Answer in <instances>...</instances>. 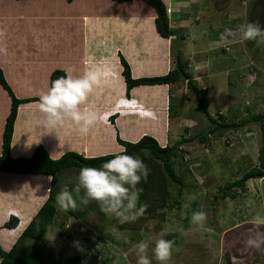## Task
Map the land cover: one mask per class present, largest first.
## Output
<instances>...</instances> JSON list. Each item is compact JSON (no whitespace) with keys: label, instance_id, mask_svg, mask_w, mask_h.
<instances>
[{"label":"rangeland","instance_id":"obj_1","mask_svg":"<svg viewBox=\"0 0 264 264\" xmlns=\"http://www.w3.org/2000/svg\"><path fill=\"white\" fill-rule=\"evenodd\" d=\"M232 1H236L239 7L241 5L243 12L248 9V17L243 20L239 14L238 21L233 23L226 16L228 11H219L216 5L213 10H205L209 5L201 3L196 9L198 13L204 14L205 22L212 17L213 21L207 24L208 35L211 37L217 38L219 30L222 33L225 27L232 24L237 26L246 22H258L264 26V0ZM2 28L6 33L19 35L25 31V36L30 29L11 24H3ZM37 30L40 32L37 43L46 38L45 46L49 44L45 51L47 59L59 54L50 48H64L68 43L62 38L52 45L53 41L46 34L53 35L56 31L54 26L45 28L40 25ZM31 35L30 39L34 40L36 34ZM175 44L179 45V42ZM222 47L228 50L227 54L216 51L215 57L208 58L210 70L218 75L209 77L201 85L204 89L208 88L202 98L205 99L210 114L216 118V124H239L252 115L264 113V44L235 39L231 43H224ZM174 63L176 68V60ZM179 82L180 90L173 91L169 104L166 107L156 106L158 111L161 112L162 108L168 112V118L165 117L167 120L158 129L151 126L155 122H161L157 117L153 118L152 123H142L139 120L137 123L133 122L134 114L139 111L137 101L122 103L125 110L121 109L122 115L118 120L114 117L117 109L112 110V106H107L108 103L101 106L100 101L94 102L91 98L92 109H111L109 126L105 128L100 121H96L90 128L91 136L88 134V137H84L74 124L71 127L73 141L66 147H61L62 150L79 149L87 156L118 153L124 148L117 142V127L120 137L126 141L136 142L148 134L154 135L162 146H166L186 139L188 142L181 146L183 152L175 159V168L183 177L185 186L179 205L172 209H161L154 217L142 216L135 222L124 224L116 223L114 217L101 215L97 210H92L85 218H78L59 208L57 220L50 227L45 242L34 243L40 250L38 264H68V260L75 256L82 258L81 264H103L105 261L106 264H136L134 246L141 240L149 243L148 254L152 264H158L152 257L151 249L160 238L175 240L180 248L179 252L174 253L170 264H264V250L248 249L245 244L249 230L253 227L249 221L257 214L264 216V178L249 179L244 189H228L253 168L260 166L264 123L256 121L239 128L224 129L200 141L197 135L208 132L213 124L202 113L196 95L189 90L187 82L183 79ZM255 97L257 98L254 100ZM170 103L177 108L173 116L169 114ZM233 112L237 116L232 115ZM145 113L151 115L152 112ZM220 115L225 117L224 120L218 118ZM86 148L91 152H87ZM66 177L71 181L66 182V185L73 188L72 182L76 177ZM226 193L227 196L224 195ZM172 194L171 202L178 199L174 188ZM80 206L82 205L76 208ZM201 210L207 213L206 229L190 223L192 212ZM76 242H79L84 251L77 249Z\"/></svg>","mask_w":264,"mask_h":264},{"label":"crops","instance_id":"obj_2","mask_svg":"<svg viewBox=\"0 0 264 264\" xmlns=\"http://www.w3.org/2000/svg\"><path fill=\"white\" fill-rule=\"evenodd\" d=\"M162 1L170 10L171 27L184 36L180 51L182 60L188 66L186 71L199 88L208 91L207 87L204 89L201 85L209 77L218 75L210 70L208 58L215 57L216 51L225 55L228 50L222 47L225 42L221 39V30L217 32V38L208 35L207 24L213 21L212 17L207 23L204 21V14L198 13L196 9L201 3L209 5L205 10H213L216 5L219 11H228L226 16L233 23L238 21L239 14L243 20L248 17V9L243 12L242 6L239 7L232 0H224L223 3L221 0ZM156 17L155 10L141 0L127 3L110 0H75L72 3L67 0H3L0 2V66L3 69L0 68L19 99H39L40 94L50 87L51 76L56 70L70 71L73 76L78 77L89 69L99 68L103 72L101 83L89 96L88 105L91 107V100L100 101L101 106L108 103L107 106H112V110L117 109L114 115L120 120L121 109L125 110L124 104H121L125 101H137L139 111L134 114L133 122L137 123L139 120L142 123H152L153 118L157 117L161 122H155L151 126L158 129L167 120L168 112L162 108L160 112L156 106L166 107L170 96L174 95L173 91L180 90L181 83L136 87L128 98L123 67L118 58L121 53L128 60L134 78L166 75L175 68L171 54L175 38L166 39L157 32ZM3 24L30 27L29 33L27 36L24 35L25 31L21 35L6 33L2 28ZM40 25L56 28L57 32L54 31L53 35L46 34L53 41L52 45L62 38L68 42L64 48H50L54 53H59L53 58L47 59L45 56L46 47H49V44L45 46L46 38L38 43L36 41L40 36L37 30ZM229 27L235 28L236 25ZM31 33L36 34L34 40L30 39ZM197 65L198 70H194ZM11 104L10 96L0 86V155ZM95 111L97 121L107 128L111 109L97 108ZM145 111L152 113L147 115ZM43 119L38 101L19 107L11 146L14 158H29L40 145L45 147L53 159L71 151L62 150L61 147H66L73 141L71 127L74 123L65 121L61 124L63 130L60 131V125L55 129L42 126ZM116 130L120 134L118 127ZM88 134L90 137L91 131ZM88 134L84 137H88ZM86 150L91 152L88 148ZM72 151L83 154L76 148ZM94 156L102 155L87 157ZM52 181V177L44 175L0 173V246L4 251L11 250L45 204ZM13 217L19 220L17 227L7 228L6 223Z\"/></svg>","mask_w":264,"mask_h":264},{"label":"trees","instance_id":"obj_3","mask_svg":"<svg viewBox=\"0 0 264 264\" xmlns=\"http://www.w3.org/2000/svg\"><path fill=\"white\" fill-rule=\"evenodd\" d=\"M20 1V0H17ZM72 3L75 0H67ZM117 3H127L135 0H110ZM148 6L152 7L157 17L155 19L157 32L166 39L175 38L174 47L172 46V56L176 60V68L166 75L134 78L129 62L120 54V62L123 66V76L126 83V96L130 98L131 91L140 86H158V85H175L181 79L187 82L189 90L195 93L200 109L210 123L213 124L208 132L199 134L197 137L200 141L206 140L209 135L215 134L224 129L239 128L250 122L264 123V113L252 115L248 119H244L241 123H223L216 124L214 118L208 111V106L202 95L206 90H202L197 85L196 81L186 71V64L182 60L180 51V42L184 41V36L178 30H174L170 24L169 11L162 0H141ZM179 32V33H178ZM175 42H179L175 44ZM65 70H56L51 76V82L59 76L65 75ZM0 86L8 93L11 98V111L7 117L5 129L3 133V151L0 155V173H15V174H34L52 177V186L50 195L45 204L40 208L34 216L30 224L21 234L14 246L8 252L4 251L0 246V264H38L40 250L34 243L45 242L46 235L50 227L57 220L59 207L56 205L55 198L57 193L64 187L72 188L66 185V182L71 183L70 178L66 175H71V178L77 177L79 170L84 166L95 165L99 166L106 159H111L113 154L87 157L76 151H68L58 159H53L49 152L43 147L38 146L29 158H14L11 154V146L15 124L18 116L19 107L22 104L38 101V98L19 99L11 86L9 85L3 70L0 68ZM176 107L170 103L169 114L174 115ZM232 115H235L233 112ZM237 116V115H235ZM117 117V116H114ZM114 117L112 122H114ZM224 120V116H218ZM117 142L126 150L127 154L139 155L147 165L149 175L146 181H142L139 185L143 189L140 197V202L147 204V211L144 216H156L161 209H172L175 205H179V198L182 197L185 190L184 179L178 174L175 168V159L179 157L182 151V145L188 141L182 139L174 145L162 146L158 139L151 135H144L136 142L126 141L117 135ZM119 153V152H118ZM116 154V153H115ZM259 167L253 168L243 178L231 184L228 189L232 190L235 187L245 188L247 181L251 178H264V140L259 154ZM74 181V180H73ZM76 183V178L73 185ZM176 190L178 199L173 201L172 189ZM227 196V193L224 194ZM86 208V209H85ZM97 210L101 215L99 205L96 202H91L87 206L67 210L71 216L85 218L92 212ZM66 211V210H64ZM116 223H119L114 218ZM19 220L15 217L10 222L6 223L7 228L17 227ZM112 240H115L111 238ZM82 258L75 256L68 260V264H81ZM93 264H99L95 262ZM106 264V261L103 262Z\"/></svg>","mask_w":264,"mask_h":264},{"label":"clouds","instance_id":"obj_4","mask_svg":"<svg viewBox=\"0 0 264 264\" xmlns=\"http://www.w3.org/2000/svg\"><path fill=\"white\" fill-rule=\"evenodd\" d=\"M225 43L235 39L255 41L264 44V26L258 22H246L235 28L225 27L221 33ZM199 65L194 70H198ZM103 72L99 68L89 69L81 76H73L70 71L57 77L46 92L39 96V111L44 119L42 126L55 129L65 121H72L79 132L87 135L96 123L98 115L88 105L89 96L101 83ZM149 170L139 155L127 154L126 150L113 154L99 166H84L79 170L73 188H62L56 195V205L61 210L75 209L96 202L101 212L116 218L119 223L135 222L147 211V204L140 202L143 189L139 187L146 181ZM207 213L194 211L190 223L206 229ZM253 226L245 242L248 249L264 250V216L255 215L249 221ZM54 239V238H53ZM79 251H84L76 242ZM136 264H152L149 257V243L141 240L135 246ZM180 248L175 240L160 238L151 249L152 257L158 264H170L174 253Z\"/></svg>","mask_w":264,"mask_h":264},{"label":"built area","instance_id":"obj_5","mask_svg":"<svg viewBox=\"0 0 264 264\" xmlns=\"http://www.w3.org/2000/svg\"><path fill=\"white\" fill-rule=\"evenodd\" d=\"M170 11V10H169Z\"/></svg>","mask_w":264,"mask_h":264}]
</instances>
